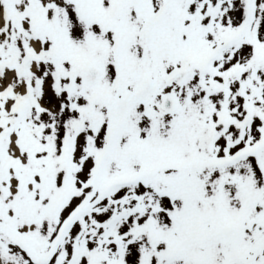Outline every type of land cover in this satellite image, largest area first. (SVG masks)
I'll list each match as a JSON object with an SVG mask.
<instances>
[{
  "label": "snow or ice",
  "instance_id": "6c2138e0",
  "mask_svg": "<svg viewBox=\"0 0 264 264\" xmlns=\"http://www.w3.org/2000/svg\"><path fill=\"white\" fill-rule=\"evenodd\" d=\"M0 264H264V0H0Z\"/></svg>",
  "mask_w": 264,
  "mask_h": 264
}]
</instances>
